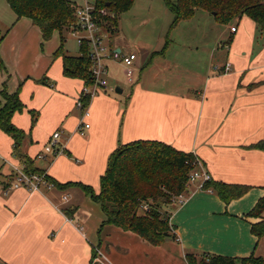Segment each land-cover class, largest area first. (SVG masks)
<instances>
[{"label": "crops", "instance_id": "crops-1", "mask_svg": "<svg viewBox=\"0 0 264 264\" xmlns=\"http://www.w3.org/2000/svg\"><path fill=\"white\" fill-rule=\"evenodd\" d=\"M9 14L0 15L5 65L0 68V94L4 85L9 93L19 92L24 109L12 116V123L25 132L19 151L41 173L63 184L99 182V192L110 154L120 144L152 139L193 152L198 169L212 180L250 188L226 201L217 191L203 189L202 180L191 183L183 203L163 206L175 237L155 246L132 231L104 225L105 213L80 186H41L32 192L19 187L7 193L14 176L6 164L0 170V264H189V253L263 256L264 236L256 235L253 224L264 215L250 214L264 196V150L251 147L264 139V33L254 20L245 15L237 19L236 31L224 25L226 30L206 45L207 56L190 58L192 63L188 50L171 55L167 40L164 48L143 58L162 70L160 76L135 83L126 108L107 87L90 98L83 118L77 101L85 83L66 76L56 54L63 46L67 55H78L65 47L68 39L55 31L45 41L31 18H17L12 9ZM208 37L202 34L200 40ZM201 46L194 42L188 48L199 52ZM112 49L124 53L120 44ZM129 53L136 52L124 54ZM230 61L229 72L217 69ZM174 68L184 70L186 78L181 73L168 76ZM83 119L89 124L84 133L78 129ZM57 129L62 130L63 150L38 157ZM14 150V138L0 128V154L25 164Z\"/></svg>", "mask_w": 264, "mask_h": 264}, {"label": "trees", "instance_id": "trees-1", "mask_svg": "<svg viewBox=\"0 0 264 264\" xmlns=\"http://www.w3.org/2000/svg\"><path fill=\"white\" fill-rule=\"evenodd\" d=\"M17 18L29 17L42 32L43 39L49 40L55 31L65 40L64 28H71L76 23L73 3L69 0H6ZM98 8H107L115 13L114 17L103 16L102 21H113L114 32L117 27V15L130 10L135 0H94ZM167 6L174 13L171 29L181 21L191 19L198 9L211 13L221 24H229L244 15L254 20L259 31L264 33V0H166ZM112 18V19H111ZM0 36V41H1ZM230 36L228 42L232 41ZM64 65V74L83 79L85 85H92V60L89 47L80 46L76 56L67 55L61 46L57 52ZM0 68L5 65L0 56ZM81 97V96H80ZM85 106L90 97L82 96ZM24 105L19 92L9 93L4 85L0 94V128L15 140L14 155L25 162L29 171L41 173L34 166V160L19 151V145L25 132L12 123L16 111H23ZM33 124L36 114L32 112ZM264 150V139L253 144ZM197 157L193 152L177 149L160 140L138 139L120 144L109 156L107 169L100 177V191L81 182L60 183L47 179L55 187L66 188L80 186L91 198L102 205L106 219L103 224H113L126 231H132L150 244L159 246L168 238L175 237V228L170 223V216L163 206L168 205L180 194H186L188 181L193 170L198 169ZM203 189L217 191L226 201L237 198L248 191L250 186L228 184L216 180H207ZM145 206L147 208H145ZM264 212V196L259 199L250 214L262 216ZM253 231L260 238L264 236V218L253 224ZM189 264H264L262 256L254 254L248 257H234L221 254H187Z\"/></svg>", "mask_w": 264, "mask_h": 264}, {"label": "rangeland", "instance_id": "rangeland-1", "mask_svg": "<svg viewBox=\"0 0 264 264\" xmlns=\"http://www.w3.org/2000/svg\"><path fill=\"white\" fill-rule=\"evenodd\" d=\"M70 1L73 3L81 2V0ZM166 4V0H135L130 10L117 15L118 23L115 32L113 21H102L103 33L106 35L110 47L115 48V46L120 44L124 53L126 51H135L138 55L132 66L134 70V82L128 81L125 74V67L119 58L108 55L102 60L104 66H108L109 68L108 72L102 75L103 78L105 77L108 79V91H110V95L115 100L120 104L122 103L124 108H126L131 87L135 83L146 79L154 80L156 76H160V72L162 71L158 68H151L149 64H147L148 62H146L148 60L143 59L144 56L147 54L149 55L154 49L158 50L164 48L167 40H169L170 45L174 48L172 49L170 47L171 55H173L176 50L184 49L189 51V57H187V59L190 60L191 63V59H196L197 56L203 59L207 56L205 53L207 51V49H205L206 45H211L218 33L226 30L224 25L233 27L237 22V19H234L229 24H221L215 21L213 15L208 11L198 9L194 17L187 19V21L180 22L175 28L171 29L170 25L173 21L174 13ZM10 10L7 1L0 0V15L8 17L10 15ZM109 11L112 15L115 14L113 11ZM109 17L110 16H108V18ZM229 29L231 30V28ZM202 34H208L209 37L205 38V40H200ZM64 35L68 39L65 43V47L69 48L72 53L79 54L80 45L77 37L71 34V28H64ZM194 42L202 45L199 48V52H197L196 48H188V46L192 45ZM255 47H259V44H256ZM169 71L173 76L169 74L168 76L172 78H175L178 73H181L180 76H182V79L187 76L186 74L184 76V73H186L184 70L174 68L169 69ZM116 87L124 89V92H117ZM97 183L93 182L88 185L92 186L96 191ZM85 194L88 195V200L93 202V204H97L99 210L104 212L100 202L93 200L88 193L85 192ZM259 252L264 258V242L261 243V250ZM102 264L104 263L102 262Z\"/></svg>", "mask_w": 264, "mask_h": 264}, {"label": "built area", "instance_id": "built-area-1", "mask_svg": "<svg viewBox=\"0 0 264 264\" xmlns=\"http://www.w3.org/2000/svg\"><path fill=\"white\" fill-rule=\"evenodd\" d=\"M72 5L76 23L71 27V34L77 37L80 46L82 44L88 45L89 56L92 60V75L94 77V83L92 85H85L81 92V97L89 96L91 98L98 94L101 89L108 87V79L102 76L109 70L108 66H104L102 63V60L108 55L119 58L122 61L128 81L134 82V70L132 66L137 59V54H124L113 50L107 43V37L103 33V26L101 24L102 17H114L115 14L112 15L107 8H98L94 0H81L80 3L77 2ZM231 29L232 31H236L237 28L233 26ZM217 69L227 73L231 70V63L227 62L222 68L217 66ZM81 97L77 101V108L82 112V117L84 118V116L89 113V107L84 105ZM88 127L89 124L83 119L78 129L84 133ZM61 135V129H57L53 132L50 140L44 147L43 153H40L38 157L43 158L47 154H59L63 150L62 144L60 143ZM196 163L198 166L200 165L199 160H196ZM6 164L10 165L14 176L12 184L9 185L7 189L5 188L7 193L13 188L19 187H24L31 192L40 189L41 186H47L48 188L54 187V185L48 181L46 173L29 171L26 169L25 164H15L0 154V170H2ZM198 179L202 180L203 186L204 182L211 179V176L205 171L201 172L199 169L193 170L189 177L188 186ZM185 198L186 194H180L174 201L183 203ZM145 208L147 207L145 206Z\"/></svg>", "mask_w": 264, "mask_h": 264}, {"label": "water", "instance_id": "water-1", "mask_svg": "<svg viewBox=\"0 0 264 264\" xmlns=\"http://www.w3.org/2000/svg\"><path fill=\"white\" fill-rule=\"evenodd\" d=\"M116 51H120V49H118V50H116ZM116 91H117V92H122V89L117 88Z\"/></svg>", "mask_w": 264, "mask_h": 264}]
</instances>
